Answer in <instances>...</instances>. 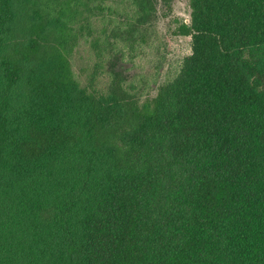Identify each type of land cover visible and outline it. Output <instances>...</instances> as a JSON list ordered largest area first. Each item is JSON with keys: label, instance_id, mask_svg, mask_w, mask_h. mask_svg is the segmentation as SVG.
I'll list each match as a JSON object with an SVG mask.
<instances>
[{"label": "trees", "instance_id": "trees-1", "mask_svg": "<svg viewBox=\"0 0 264 264\" xmlns=\"http://www.w3.org/2000/svg\"><path fill=\"white\" fill-rule=\"evenodd\" d=\"M187 1L191 53L141 100L113 40L159 0H0V264H264V0Z\"/></svg>", "mask_w": 264, "mask_h": 264}, {"label": "rangeland", "instance_id": "rangeland-1", "mask_svg": "<svg viewBox=\"0 0 264 264\" xmlns=\"http://www.w3.org/2000/svg\"><path fill=\"white\" fill-rule=\"evenodd\" d=\"M18 7L20 18L24 21L25 7L19 3ZM156 7V17L149 27L148 35L141 37L139 34L145 32L140 31L135 33V39L131 42L127 43L119 38L113 40H118L114 44V68L121 71L126 79L125 86L135 91L141 100L155 95L158 86L174 77L179 72L184 57L191 53V37L175 33L181 22L190 20L188 1L170 0L165 4L159 0ZM93 25L96 35L104 26L107 27L100 19L94 21ZM101 38L103 40L104 36L101 35ZM117 45L123 47L122 51L117 50ZM108 60L107 50L103 45H100L97 52L90 42L81 41L72 56V67L83 84L94 75L96 88L104 91L110 80Z\"/></svg>", "mask_w": 264, "mask_h": 264}]
</instances>
